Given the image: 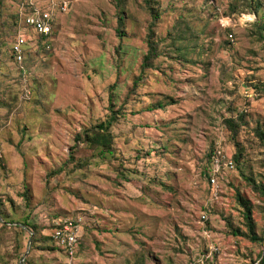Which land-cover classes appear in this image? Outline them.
Instances as JSON below:
<instances>
[{"label": "rangeland", "instance_id": "obj_1", "mask_svg": "<svg viewBox=\"0 0 264 264\" xmlns=\"http://www.w3.org/2000/svg\"><path fill=\"white\" fill-rule=\"evenodd\" d=\"M62 1L53 39L15 63L16 37L38 39L21 23L31 3ZM151 5L0 0V264H261L264 0ZM109 120L108 152L86 139ZM216 145L238 168L213 197ZM68 218L74 260L49 237Z\"/></svg>", "mask_w": 264, "mask_h": 264}, {"label": "built area", "instance_id": "obj_2", "mask_svg": "<svg viewBox=\"0 0 264 264\" xmlns=\"http://www.w3.org/2000/svg\"><path fill=\"white\" fill-rule=\"evenodd\" d=\"M32 10L30 13L22 15V26L31 29L38 39L28 37L24 32H21L11 45V55L18 65L23 64L26 54L30 47L38 49L39 40L43 38L45 44L52 40L55 34V27L58 20V14H66L69 11L70 3L62 1L58 4L51 3L48 8L42 9L35 7L31 3ZM232 39V34H229ZM233 41V40H230ZM49 48V46H48ZM211 173L209 174L208 183L212 189V196L216 197L218 178L225 173H234L236 166L230 156L223 149L216 145L212 151L210 160ZM207 215L202 213L200 220L207 221ZM55 245L62 250L70 260H74L77 256L80 247V238L82 235V224L73 219H60L53 227L50 234Z\"/></svg>", "mask_w": 264, "mask_h": 264}, {"label": "trees", "instance_id": "obj_3", "mask_svg": "<svg viewBox=\"0 0 264 264\" xmlns=\"http://www.w3.org/2000/svg\"><path fill=\"white\" fill-rule=\"evenodd\" d=\"M146 2V4L148 5L149 9L151 10V13L154 14V9L151 5L152 1L153 0H144ZM158 18V15H154V19L156 20ZM23 27V26H22ZM153 35V33H152ZM152 35H150V38H152ZM40 42H43L44 43V40L43 38H41L39 40V43ZM156 49H155V43L153 42H149V50L147 52V55L144 57V61L142 63V68H147L149 67V64L148 62L154 58H156ZM12 57V55H11ZM13 59V57H12ZM14 60V59H13ZM112 119V118H111ZM112 120H109L107 121L106 125L105 123H100L98 125V129L101 131L102 130V133L99 134V135H95V136H87V139H86V142L91 144L92 146H98V147H102V150H106V151H110V136L109 135H106L104 134V131H107L108 127L110 126ZM225 125L226 127L231 131L233 132L234 134L236 133V127H237V123L235 121V119H226L225 120ZM104 130V131H103ZM213 151V150H212ZM212 151L211 153H209V163H210V160H211V156H212ZM233 162H234V165L236 166V168H238L237 164L235 163L236 159H232ZM256 186V185H255ZM262 193L264 194V188H262ZM239 196V195H238ZM240 197V196H239ZM240 201L241 202H244V200L240 197ZM246 206V214H245V217L246 219L248 220L249 222V226H250V230H251V233H250V239L253 240V241H262V239L256 237L254 235V228L251 226V210L250 208ZM25 226L29 227L32 229L33 233L35 234L37 232V229L38 227L35 226V225H32V224H29V223H25L24 224ZM50 239L53 241L52 237L49 235ZM82 237L80 238V246H81V243H82ZM54 243V242H53ZM55 244V243H54ZM56 246V245H55ZM58 248V247H57ZM59 249V248H58ZM60 250V249H59ZM79 250H80V247H79ZM61 252H63L62 250H60ZM79 252V251H78ZM64 253V252H63ZM65 254V253H64ZM66 255V254H65ZM78 255V254H77ZM67 256V255H66ZM261 264H264V258L261 260Z\"/></svg>", "mask_w": 264, "mask_h": 264}]
</instances>
